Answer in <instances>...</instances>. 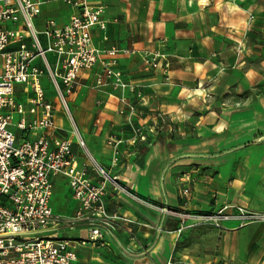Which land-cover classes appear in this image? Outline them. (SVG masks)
Listing matches in <instances>:
<instances>
[{"label": "crops", "instance_id": "1", "mask_svg": "<svg viewBox=\"0 0 264 264\" xmlns=\"http://www.w3.org/2000/svg\"><path fill=\"white\" fill-rule=\"evenodd\" d=\"M90 3L105 6L106 29L92 30L96 48L160 52L172 69L166 77L140 54L121 56L117 68L130 87L116 89L107 82L92 88L98 65L83 72L67 96L89 150L128 190L108 186L106 207L120 216V225L103 233L102 244L80 248L77 264H264V223L242 227L223 221L216 227L198 217L224 205L264 212V0H212L207 7L198 0ZM75 11L52 0L42 14L62 26ZM37 25L41 28L42 20ZM253 33L256 42L249 41ZM251 46L260 54L248 56ZM42 84L57 106L58 134L63 135L70 122L50 82L44 78ZM196 88L255 100L241 108L215 106L186 130L183 122L166 126L152 115L179 117V106L167 98L185 90L189 97ZM141 128L146 141L135 133ZM74 150L80 166L77 143ZM53 181L54 189L68 186L63 176ZM70 197L74 208L66 202L63 216L77 206L71 192ZM77 232L88 235L86 228Z\"/></svg>", "mask_w": 264, "mask_h": 264}, {"label": "built area", "instance_id": "2", "mask_svg": "<svg viewBox=\"0 0 264 264\" xmlns=\"http://www.w3.org/2000/svg\"><path fill=\"white\" fill-rule=\"evenodd\" d=\"M49 1L0 0V264H77L80 248L102 244L104 232L118 229L120 216L106 207L107 188L128 190L89 150L67 96L81 74L98 65L92 88L107 82L116 89L130 87L117 68L121 56L140 54L149 66L169 65L160 52L96 48L92 30L106 29L104 5L55 0L76 10L61 26L54 18L43 17V6ZM198 1L209 6L212 0ZM38 20H42L41 28ZM44 78L70 122V131L63 135L58 134L62 129L57 106L46 94ZM137 137L147 140L143 130H138ZM75 143L81 152L80 166ZM58 176L67 179L77 204L70 216L55 213L51 206L53 180ZM187 193L183 190V195ZM198 217L216 227L223 221H238L242 227L264 223V212L234 205ZM80 228L88 229V235L58 234L61 229Z\"/></svg>", "mask_w": 264, "mask_h": 264}, {"label": "rangeland", "instance_id": "3", "mask_svg": "<svg viewBox=\"0 0 264 264\" xmlns=\"http://www.w3.org/2000/svg\"><path fill=\"white\" fill-rule=\"evenodd\" d=\"M201 7H204L203 5H201V3H199ZM207 7V6H206ZM249 41L250 42H256V36L255 34H251L249 37ZM247 55L248 56H254V55H259L260 54V50L257 47H250L247 50ZM162 54V53H161ZM164 55V54H163ZM165 60V59H162ZM164 64V61H163ZM152 69H157L159 71L162 72V74L164 76H166L169 71L172 69L171 64H169L167 67L165 66H160V67H152L150 66ZM168 77V76H166ZM238 79V77L233 76L232 77V83L237 82L236 80ZM223 83V81L220 82V84L218 86H216L219 88V86ZM186 84V82H185ZM207 84H204V88H206ZM211 92H215L213 89ZM211 92L205 93L203 96H194L193 98H189L188 97V92L185 90L183 95H180L179 97H175L174 95L172 97L167 98V100L171 101L170 103H172L173 105H178L179 109H178V114L179 117H173V116H167L165 118V116L162 115V113L160 111H155L152 113L153 116H156L158 119L162 118V123H165L166 126H173V124H175L174 122H183L184 124V130H186V126L191 125V122H195L196 119H198L199 116L208 113L209 111H211V109L213 110V108L215 109V106H227V105H231L234 106L236 108H241L242 106H245L247 104L252 103V100H255L254 97H250V96H246L245 94H230L228 96H219V95H214ZM160 99V98H158ZM160 101V100H159ZM177 101V103L175 102ZM160 103V102H159ZM71 107H73V105H71ZM132 110V108H131ZM133 111V110H132ZM75 114V113H74ZM175 114V113H173ZM231 114V113H229ZM18 119L17 116H14V121L16 122ZM181 120V121H180ZM142 131V128L140 129ZM138 130H136L135 133H137ZM64 189L67 192V200H65V193H64ZM70 192H69V188L68 186H56L54 191H53V196L51 199V206L53 208V211L55 213H58L60 215H63L66 212V207L67 205L73 209L74 208V202L72 204H70ZM69 199V200H68ZM66 202H69L68 204ZM58 234L60 237H72V236H76L77 234H79L77 231H69V229H61L58 231ZM111 260L113 262H116V260L112 259ZM119 264H126V262H118Z\"/></svg>", "mask_w": 264, "mask_h": 264}, {"label": "bare ground", "instance_id": "4", "mask_svg": "<svg viewBox=\"0 0 264 264\" xmlns=\"http://www.w3.org/2000/svg\"><path fill=\"white\" fill-rule=\"evenodd\" d=\"M204 94H205V90L203 88H196L190 92L189 97H191L192 95L203 96Z\"/></svg>", "mask_w": 264, "mask_h": 264}]
</instances>
